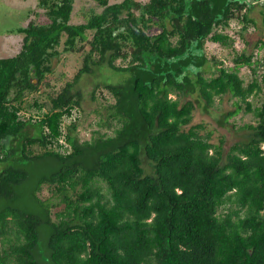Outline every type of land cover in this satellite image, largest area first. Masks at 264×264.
Segmentation results:
<instances>
[{
	"label": "trees",
	"instance_id": "1",
	"mask_svg": "<svg viewBox=\"0 0 264 264\" xmlns=\"http://www.w3.org/2000/svg\"><path fill=\"white\" fill-rule=\"evenodd\" d=\"M94 1L75 24V0H38L47 21L20 27L19 51L0 57V264H264V100H248L264 93V0ZM256 5L261 56L236 53L205 76L206 41L230 46L223 30L255 25ZM61 44L86 49L83 65L46 108L38 92ZM92 66L128 77L103 82L114 102L99 124L112 133L80 140L72 87ZM225 95L235 109L218 124L242 104L255 119L231 124L243 133L227 149L192 123Z\"/></svg>",
	"mask_w": 264,
	"mask_h": 264
},
{
	"label": "rangeland",
	"instance_id": "2",
	"mask_svg": "<svg viewBox=\"0 0 264 264\" xmlns=\"http://www.w3.org/2000/svg\"><path fill=\"white\" fill-rule=\"evenodd\" d=\"M116 1L119 0H110V2ZM91 8H95L96 11L100 10L99 7H96L94 0H75L70 22L75 24L85 22L91 12ZM249 16L256 20V24H249L244 32H241L243 24L237 20H231L230 26L223 30L230 37V46L206 41L205 53L208 57V63L205 65V76L214 75L216 66L226 68L234 66L233 58L236 53L252 52L256 58L261 56L262 50L254 47V41L262 34L259 28L261 17L258 5L249 12ZM30 20H34L36 23H45L47 21L44 10L38 5V0H0V57L13 56L19 51L23 35L18 32V29L25 27ZM157 31L153 30V32ZM57 49L58 53L52 59V70L47 73L46 77V81L49 84H42L38 92L39 99L42 102H46V108L50 106L49 95H54L62 89L66 82L74 80V76L83 65L86 51V49L81 52L64 50L63 44L59 45ZM126 63L127 61L124 62L119 59L116 61V64L125 65ZM92 68V72L83 73L72 87L73 92H79L81 95V107L78 108L76 114V133L80 140H90L94 136L95 131L107 134L112 133V126L108 127L104 124H99L102 120L101 118L107 114L104 109L105 106L114 102L113 95L103 82L117 85L123 83L128 77V73L116 72L106 66L103 68L92 66ZM238 73L242 77L244 85L251 82L253 74L249 66L240 65ZM32 98L30 97L27 100L30 101ZM233 100L234 98L229 97V95H225L222 98L216 96L213 106L209 108L208 112L200 109H195L193 112L192 123L203 122L205 129L201 133L205 134L207 131H212L211 142L215 144H218L223 137L225 139L223 143L224 149H227L234 140L240 139L243 133L233 129L231 124H234L237 128L244 123H255L253 114L245 111L244 104H242L241 110H238L229 118L226 117V124L217 123L218 116L216 115L235 109ZM248 100L254 106H259L261 101L264 100V93L253 94ZM25 110L30 114L34 113L32 108ZM74 116L71 118H74ZM67 121L69 122L70 119H67ZM41 189L39 193L41 198L51 197L52 194L47 185H43Z\"/></svg>",
	"mask_w": 264,
	"mask_h": 264
}]
</instances>
